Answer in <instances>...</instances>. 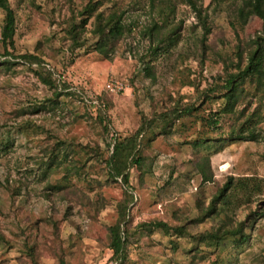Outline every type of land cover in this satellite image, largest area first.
Listing matches in <instances>:
<instances>
[{
    "label": "rangeland",
    "instance_id": "374dc122",
    "mask_svg": "<svg viewBox=\"0 0 264 264\" xmlns=\"http://www.w3.org/2000/svg\"><path fill=\"white\" fill-rule=\"evenodd\" d=\"M196 1L209 27L204 48L194 13L183 0H171L164 32L176 28L177 40L152 54L145 28L159 19L148 0H103L98 10H124L130 26L107 47L109 57L95 50L93 17L77 30L76 41L70 33L73 23L80 25L78 13L87 0H9L15 16L11 48L1 41L0 8V55L7 48L13 55L40 57L57 81L84 98L56 94L34 73L35 66L0 65V264H118L109 249V228L129 193L133 200L123 228L138 232L140 223L161 221L170 230L132 235L124 264H264V78L262 86L243 84L233 113L222 115L218 128L207 120L223 106L221 96L174 120L172 135L159 132L155 123L144 133L142 163L130 169L129 187L108 173L115 139L134 133L142 117L220 86L226 72L236 71L237 51L245 56L247 42L261 30L255 16L237 20L239 0L220 6ZM146 63L153 66L154 79ZM110 81L123 89L107 92ZM96 100L104 104L106 130L97 105L90 103ZM241 123L254 127L255 140L235 138ZM58 141L59 156L66 150L67 157L63 153L58 167L45 175L37 165ZM206 158L211 181L200 172ZM230 176L233 187L226 198L202 218L200 211ZM235 228L245 237L226 233ZM216 230L223 238L211 243L207 234Z\"/></svg>",
    "mask_w": 264,
    "mask_h": 264
},
{
    "label": "trees",
    "instance_id": "16d2710c",
    "mask_svg": "<svg viewBox=\"0 0 264 264\" xmlns=\"http://www.w3.org/2000/svg\"><path fill=\"white\" fill-rule=\"evenodd\" d=\"M187 6L194 13L198 22L203 28V33L200 37V45L204 48V41L207 38V34L209 32V27L207 25L206 15L203 13V9L201 4H199L196 0H183ZM233 0H214L216 6H220L221 3H228ZM103 0H87L85 6L78 13L81 16L80 25L78 23L72 24V32L73 40L76 41L77 38V30H81L84 28L87 19L93 17L95 20V33L98 35V41L95 44V50L103 54L104 56L109 57L110 50L107 47L116 42L119 38H121L130 28L127 29L123 19H126L124 14L125 11L121 10H110L108 14H105L103 10H98V5L102 4ZM149 6L151 10L154 11L155 15L158 17V21L155 20L148 27L145 28L146 34H149L150 46L152 54H155L157 50H162L164 44L166 43H175L177 40V29L168 30L167 33L164 32V27L167 25V19L169 18V14L173 13L174 4H172L171 0H148ZM230 4V3H229ZM231 5V4H230ZM0 8L5 12L3 24L1 27V41L4 44V47H13V36L15 32V16L13 10L9 6V0H0ZM234 12L237 20L239 22L246 19L248 16H255L261 21V30L258 34L254 36L249 42H247V50L245 51V56L242 55L241 48L237 51V65L235 67V72H226L224 77L221 80V85L218 86L214 84V87L202 91L198 94L195 101L179 103L175 102L172 107H169L166 111L160 113H154L151 117H142L139 127L135 130L134 133L129 136L123 137L121 139H115L112 146L111 153L107 158L106 164L108 166L109 176L113 179L120 178L122 184L126 187L130 186V169L133 166L141 165L142 158L140 155V147L142 144V140L144 137V133L148 132L152 129L153 125L159 124V132H163L169 135H172V123L174 120H179L184 116H190L193 113L197 112L199 109L203 107L205 102L212 97L221 96L224 103L223 106L218 109V111L211 114L208 118L207 122L213 126V128H218L219 121L222 118V115L233 113L234 108L239 101V93H241V87L245 82L255 83L257 86L263 85L264 78V0H239L234 6ZM23 63L25 65L31 66L34 68V73L38 76V78L47 85L53 86L55 88L56 94H60L61 92H65L67 95L74 96L76 98H83L82 93L76 89L71 88L69 85L64 83H60L57 81L51 69L44 64L43 60L33 54L24 53L19 55L11 54L7 48L3 54L0 55V65L8 67V65L14 63ZM7 69V68H5ZM145 71L147 74L151 75L154 79L153 74V66L146 63ZM222 89V93L217 95L214 94L217 88ZM84 99V98H83ZM90 102L91 104H95L98 107V115L97 119L104 130L107 129L108 122L104 121V114L102 113L101 107L104 104H101L100 101L96 100ZM249 125L241 123L238 128V134L235 138L245 139V140H255L256 135L254 134V127L249 129ZM154 135V134H153ZM62 141H58L54 144V147L48 151V157L42 161L39 165H37V169L39 171L45 170V175H50L56 167L63 160L66 159V150H63V153L59 156V150L61 148ZM197 144V143H196ZM195 144V145H196ZM4 146L7 143L3 144ZM56 147V151L54 152V148ZM200 172L204 178V180L211 181V174L209 173V159L206 158L205 162L200 166ZM233 177H228L225 183L219 190V193L215 196V199L210 203V205L201 213H204V217H207L214 209H215V201L222 200L226 198L225 192L229 190V188L233 187ZM248 180V179H247ZM243 186L244 184L241 183ZM55 187H60L56 185ZM129 193V192H128ZM128 198L124 200L121 204L120 217L109 228V236L110 243L109 249L112 250V255L114 259L118 260V264H124V260L126 259V250L127 244L129 242V238L143 230H149L151 228H160L164 230L166 233L169 232L170 227L161 221H153L149 223H140L136 226L138 229L134 232H129L128 229L123 228L121 223L126 222L127 217V206L128 203L133 200V195L129 193L127 195ZM175 231L181 233L183 231V227L178 226L175 227ZM240 228H235L233 230H229L226 233L232 236L239 235L241 237H245L242 234ZM225 236V235H224ZM208 239L210 242H217L223 238V233L219 230L208 233ZM204 239V237H201Z\"/></svg>",
    "mask_w": 264,
    "mask_h": 264
},
{
    "label": "built area",
    "instance_id": "2783aa9c",
    "mask_svg": "<svg viewBox=\"0 0 264 264\" xmlns=\"http://www.w3.org/2000/svg\"><path fill=\"white\" fill-rule=\"evenodd\" d=\"M122 89H123L122 84L119 81H110L106 84V87H105V90L107 92H118Z\"/></svg>",
    "mask_w": 264,
    "mask_h": 264
}]
</instances>
